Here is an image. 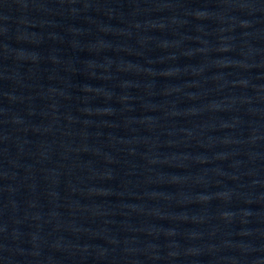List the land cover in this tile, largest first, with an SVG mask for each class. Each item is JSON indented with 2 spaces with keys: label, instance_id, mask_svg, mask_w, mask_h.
<instances>
[{
  "label": "water",
  "instance_id": "1",
  "mask_svg": "<svg viewBox=\"0 0 264 264\" xmlns=\"http://www.w3.org/2000/svg\"><path fill=\"white\" fill-rule=\"evenodd\" d=\"M0 264H264V0H0Z\"/></svg>",
  "mask_w": 264,
  "mask_h": 264
}]
</instances>
